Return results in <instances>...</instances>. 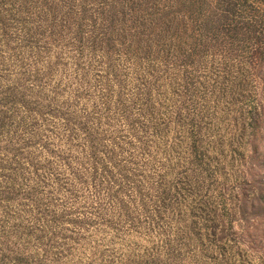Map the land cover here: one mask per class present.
I'll return each mask as SVG.
<instances>
[{
	"label": "rangeland",
	"instance_id": "1",
	"mask_svg": "<svg viewBox=\"0 0 264 264\" xmlns=\"http://www.w3.org/2000/svg\"><path fill=\"white\" fill-rule=\"evenodd\" d=\"M0 264H264V0H0Z\"/></svg>",
	"mask_w": 264,
	"mask_h": 264
}]
</instances>
